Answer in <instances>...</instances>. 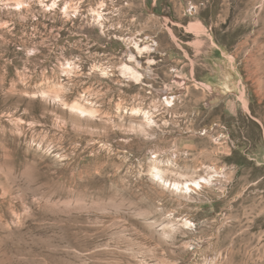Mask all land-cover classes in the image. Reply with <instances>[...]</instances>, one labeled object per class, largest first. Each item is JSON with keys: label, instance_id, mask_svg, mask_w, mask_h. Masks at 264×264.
Wrapping results in <instances>:
<instances>
[{"label": "rangeland", "instance_id": "obj_1", "mask_svg": "<svg viewBox=\"0 0 264 264\" xmlns=\"http://www.w3.org/2000/svg\"><path fill=\"white\" fill-rule=\"evenodd\" d=\"M51 2L0 0V264H264V0Z\"/></svg>", "mask_w": 264, "mask_h": 264}, {"label": "bare ground", "instance_id": "obj_2", "mask_svg": "<svg viewBox=\"0 0 264 264\" xmlns=\"http://www.w3.org/2000/svg\"><path fill=\"white\" fill-rule=\"evenodd\" d=\"M134 41V40H133ZM141 41V40H140ZM134 47L137 51L138 54H142L144 52L150 51L151 46L147 45H141L139 41L135 40L134 41ZM129 63L125 62L120 66V72L123 76H126L128 79L133 80V81H142L143 74L142 72L136 67L137 66V60L135 59V56L133 54L128 55ZM135 60V65L133 61ZM139 64V62H138ZM166 100L168 103L173 104V100L169 99L166 97ZM207 178L205 177H200L198 179H193V180H187L184 182H178V181H169L168 185L171 187L173 190L176 191H185V190H192L194 188L201 187L202 183L205 182Z\"/></svg>", "mask_w": 264, "mask_h": 264}, {"label": "snow or ice", "instance_id": "obj_3", "mask_svg": "<svg viewBox=\"0 0 264 264\" xmlns=\"http://www.w3.org/2000/svg\"><path fill=\"white\" fill-rule=\"evenodd\" d=\"M27 5H21V7H26ZM20 7V8H21ZM68 7L69 5L68 4H64L62 7H61V4L58 3V0H52L51 4L49 5L48 7V11H51L53 9H56V10H63L65 12H67L68 10ZM78 7H83V0H79V3H78ZM73 16H76L77 15V12L73 11L72 13ZM2 27L4 28H7L8 26L7 25H3ZM29 55H32V53H29ZM69 67H72L71 64L68 65ZM96 71H99L98 69ZM102 75H104L105 77L108 76V73L107 72H104L102 73ZM197 187H199V185H197ZM187 227H191V225H186Z\"/></svg>", "mask_w": 264, "mask_h": 264}]
</instances>
